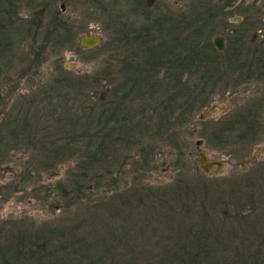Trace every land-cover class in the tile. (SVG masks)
<instances>
[{"label": "rangeland", "instance_id": "rangeland-1", "mask_svg": "<svg viewBox=\"0 0 264 264\" xmlns=\"http://www.w3.org/2000/svg\"><path fill=\"white\" fill-rule=\"evenodd\" d=\"M19 1L16 19H0V118L13 123L10 132L17 120L26 125L0 149V249L28 258L25 234L38 238L41 264L142 263L171 246V216L179 233L204 234L214 264H264V79L224 67L233 53L253 61L264 48V0ZM55 19L67 42L45 49L43 29L27 21L46 27ZM200 22L211 46L222 38L212 54L222 81L208 103L166 123L183 95L166 102L144 48L187 36ZM85 36L100 43L87 49ZM119 90L125 97L113 102ZM116 102L118 109L106 105ZM102 103L106 116L90 113ZM246 110L256 132L218 144L219 124ZM100 141L96 163L87 146ZM201 150L224 162L219 173L201 172Z\"/></svg>", "mask_w": 264, "mask_h": 264}, {"label": "trees", "instance_id": "trees-1", "mask_svg": "<svg viewBox=\"0 0 264 264\" xmlns=\"http://www.w3.org/2000/svg\"><path fill=\"white\" fill-rule=\"evenodd\" d=\"M208 4L209 6H212L211 3ZM1 7H4L2 8L0 14L1 20H4L5 17L14 19V10L16 9V6ZM11 21L12 20H9L10 23ZM3 25L4 24L0 23V30L5 28ZM32 27L36 30L38 29L37 24ZM194 27H196V30H191L190 32H188L187 36H170L169 34L167 40H164V42H162L161 44L154 47L144 48L143 53L146 54L144 65L149 66L150 68L153 67L158 75H162L159 79L160 83H158L157 85H159L163 93H170V96L167 97L166 102H178V99H180V95H183L182 104H177L175 106L176 109L173 108L174 110L170 115L167 116L166 123H169V119L173 117L172 114H175L178 111L182 112L184 116H188L192 110L205 105V103H208L211 93L219 86L222 81L221 73H219V65L221 63H219V59L215 58L212 55L218 54L220 52L214 48L213 44L211 46L210 42L205 40V38L207 37L206 34L210 32L209 29L211 26L208 28L207 21L205 24V28L207 31L206 34H204V32L202 31V22H200L198 26ZM44 35L45 37L44 44L42 46L43 48L46 49V46L47 48H50V45H52V41H54L52 47L55 48L56 45H59V40L51 39V32L45 33ZM62 40L63 39L60 40L61 45L62 43L67 42V40H65L64 42H62ZM119 44L122 45L121 43ZM261 47H263V44H260L257 49H254V52L259 55L253 61H245V59L242 60V57L240 58L239 55L236 57L233 53L230 56V61L225 63L224 67L229 66V68H235V71L233 72H236L237 75H239L238 77L240 79L245 75V73L247 74V77L249 75L264 79V48L261 49ZM119 50H122V48H120ZM36 61L37 59L35 60V62L31 61L30 65H32V67L38 66L39 64H36ZM186 67L187 69H189V75L195 80V84L192 85L189 89L184 88L183 82ZM157 74L155 75L156 77L158 76ZM85 84V81L83 82L82 80H79L75 86L76 90H83V86ZM120 94H122L123 96H121ZM111 96L114 98L113 102L118 99L121 100L125 97L122 90L114 92L113 94H111ZM77 97V99L80 100L83 97V94H78ZM110 104L113 105V108L118 109L119 102L106 103V105ZM114 104H116L117 107H115ZM166 106L167 105L162 104L161 107L165 108ZM104 107L105 103H102L99 108L93 107L94 111L92 110L90 113L94 112V114L104 117L106 116L107 111ZM186 112H189V114L186 115ZM0 116H3V112L1 110ZM91 118L93 117L91 116ZM250 119V113L248 110H246L244 114L238 115L234 120L225 121L222 124H219L220 128H217V130L213 133L214 140H216L218 144H225L229 139L232 141L234 137H237L236 139H242L246 135H253L256 130ZM95 120L99 121V118ZM10 123L12 122L6 121L5 118H0V149H2L1 146L3 145L8 146V143L11 141V139H18L17 134L20 131H24V126H26L25 124L22 125V121L17 120L16 123H18V127H20L22 130L17 129L18 127H16V130L10 132ZM12 124L11 127L14 128ZM2 125L6 132L2 129ZM98 134L99 135H96L95 138H101L103 132L101 131V133ZM104 138H106V136H104ZM104 143L105 141H100L94 147V149L92 148L94 142L87 146L88 150H95L94 153L96 154L93 155V151L88 152L90 155L92 154V156L89 158L90 160H93L96 163L99 162L100 159H97V157L103 155L100 151ZM1 151L2 150H0V153ZM85 188L86 187H83L80 184L76 186L77 194H79L78 196H85ZM196 209H198L201 214H204V212H206L204 209V202H200L198 206H196ZM181 213L182 212H179V214ZM174 218L176 219V217L169 216L168 220H166V224L168 225V228H170L171 232L169 237L164 238L170 241L171 246L166 247V249H162V251L159 252L157 256L158 258L156 260H146L142 263L140 261L135 262L134 260H132L131 264H214L212 261L215 260L212 259L213 256L210 252V249L208 248L209 246H206V244L203 243L204 234L198 235L197 232H193L191 229L189 230V232L188 230H186L182 234L179 233V230L177 231L176 229L178 222L175 223ZM203 230L205 232V229ZM21 235L22 239H24L26 242L22 245V248L27 251L28 258H25L23 254L21 257H19V255L15 254L18 252L14 253V249L11 250V248L5 247L3 249H0V264H26L27 259L29 260V262L31 260H34L35 263L41 264V261L35 258L40 252V248L36 243V239L38 238L32 235ZM128 236H126L125 238L127 239ZM19 252L22 251L19 250Z\"/></svg>", "mask_w": 264, "mask_h": 264}, {"label": "water", "instance_id": "water-1", "mask_svg": "<svg viewBox=\"0 0 264 264\" xmlns=\"http://www.w3.org/2000/svg\"><path fill=\"white\" fill-rule=\"evenodd\" d=\"M41 13H37V16H40ZM100 43V40L96 36H91V37H82L80 39V44L81 46L87 48V49H92L96 47ZM213 45L216 48L217 51H222L224 46L222 44V38L221 37H215L213 40ZM212 109L210 108L209 111ZM198 146L203 145V141H198L197 142ZM198 162H199V168L202 173L208 174L211 172L213 169H215L216 173H219L221 168L224 166L223 161H212L209 160L207 157V151L206 150H201L198 153Z\"/></svg>", "mask_w": 264, "mask_h": 264}, {"label": "flooded vegetation", "instance_id": "flooded-vegetation-1", "mask_svg": "<svg viewBox=\"0 0 264 264\" xmlns=\"http://www.w3.org/2000/svg\"><path fill=\"white\" fill-rule=\"evenodd\" d=\"M2 1H5L4 3H1L0 2V6H22L23 5V3L22 2H20L19 0H17L16 2L14 1V0H2ZM60 9L62 10V11H64L65 10V6L63 5V4H61L60 5ZM15 19H16V12H15ZM57 18V17H56ZM56 20V19H55ZM57 21V20H56ZM29 24H33L32 26H35V24L36 23H34L33 21H27ZM57 24L58 25H55V22L53 21V26H43V25H41V24H39L38 25V29L37 30H39L40 31V29H43V34H45V33H50L51 32V39H57V40H59V45H56L55 46V48L54 49H57L58 47H61V44H60V40H61V29H62V26L59 24V22L57 21ZM53 42L54 41H52V45H53ZM125 41H123V40H121L120 41V43L121 44H123ZM52 45H50V48L49 49H53L52 48ZM121 51V50H120ZM188 70L189 69H187V67L185 68V75H184V77H183V82H184V88L185 89H189V88H191V83H190V81H192L193 82V77H191L190 75H189V73H188ZM189 78H190V80H189ZM194 83H195V80H194Z\"/></svg>", "mask_w": 264, "mask_h": 264}]
</instances>
